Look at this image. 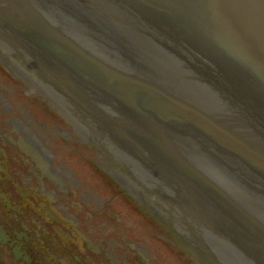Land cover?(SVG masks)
Wrapping results in <instances>:
<instances>
[{
  "label": "water",
  "instance_id": "1",
  "mask_svg": "<svg viewBox=\"0 0 264 264\" xmlns=\"http://www.w3.org/2000/svg\"><path fill=\"white\" fill-rule=\"evenodd\" d=\"M0 21L99 130L177 187L164 198L205 211L239 264H264V0H0Z\"/></svg>",
  "mask_w": 264,
  "mask_h": 264
},
{
  "label": "flooded vegetation",
  "instance_id": "2",
  "mask_svg": "<svg viewBox=\"0 0 264 264\" xmlns=\"http://www.w3.org/2000/svg\"><path fill=\"white\" fill-rule=\"evenodd\" d=\"M23 112L0 98V264H159L149 251L141 259L135 249L145 247L140 229L122 216L125 203L102 174H109L103 160L91 153L93 169L72 162L65 128L42 137L44 126L33 118L26 124L17 116ZM54 135L60 148L46 145ZM41 151L50 156V166ZM68 165L77 175L67 172ZM47 206L42 215L40 208Z\"/></svg>",
  "mask_w": 264,
  "mask_h": 264
},
{
  "label": "bare ground",
  "instance_id": "3",
  "mask_svg": "<svg viewBox=\"0 0 264 264\" xmlns=\"http://www.w3.org/2000/svg\"><path fill=\"white\" fill-rule=\"evenodd\" d=\"M0 98H1V96H0ZM32 139H33V136L31 135L30 136ZM25 142L27 143V145H28V147L30 148V151L31 152H34V149H35V146H34V144L31 142V141H26L25 140ZM37 152V151H36ZM42 153H39V155L42 157V158H44V159H46L47 161V163H48V165L50 166V164H51V162H50V156L49 155H47L46 154V152L45 151H41ZM52 172V171H51ZM53 173V172H52ZM56 174H59V172H57ZM55 174V175H56ZM59 176V175H58ZM49 204V203H48ZM50 205V204H49ZM49 207L47 206V207H43V208H40V213L43 215L45 212H47V209H48ZM50 213H52V210L50 211ZM118 217H119V215H117ZM135 249H137V250H139V254H140V258L141 259H144V256L143 255H147L148 254V250L144 247V246H140V245H136V247H135ZM141 249H144V251L143 250H141ZM156 254L154 253L153 254V256H155Z\"/></svg>",
  "mask_w": 264,
  "mask_h": 264
},
{
  "label": "rangeland",
  "instance_id": "4",
  "mask_svg": "<svg viewBox=\"0 0 264 264\" xmlns=\"http://www.w3.org/2000/svg\"><path fill=\"white\" fill-rule=\"evenodd\" d=\"M0 83H2L1 81H0ZM60 164V163H59ZM25 168H27L28 169V166H26ZM66 170H67V172H69V173H75L76 175H77V171H75L72 167H70L69 165L68 166H66ZM90 191H93L92 190V188H88ZM140 236H143L142 234H140ZM144 241L146 242V244H145V246H146V248H151V246H150V242L149 241H146L145 239H144ZM126 248V247H125ZM124 250V249H123ZM157 250L156 249H153L152 248V250H150V252L151 253H154V252H156ZM157 253V252H156ZM158 256H157V258L155 259V262L154 263H159L160 264V262H159V260L158 259H160V260H163L162 258H164L163 256H159V254H157ZM165 259V258H164ZM166 261V260H165ZM161 264H166L165 262L163 263H161Z\"/></svg>",
  "mask_w": 264,
  "mask_h": 264
}]
</instances>
